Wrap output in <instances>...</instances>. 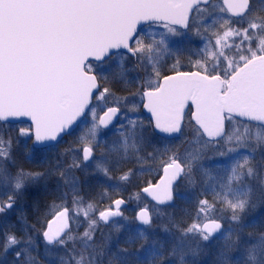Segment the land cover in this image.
<instances>
[{"label":"snow or ice","instance_id":"1","mask_svg":"<svg viewBox=\"0 0 264 264\" xmlns=\"http://www.w3.org/2000/svg\"><path fill=\"white\" fill-rule=\"evenodd\" d=\"M0 264H264V0H0Z\"/></svg>","mask_w":264,"mask_h":264}]
</instances>
